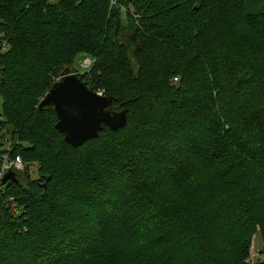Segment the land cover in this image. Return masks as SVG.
<instances>
[{
  "label": "trees",
  "instance_id": "1",
  "mask_svg": "<svg viewBox=\"0 0 264 264\" xmlns=\"http://www.w3.org/2000/svg\"><path fill=\"white\" fill-rule=\"evenodd\" d=\"M78 54L127 121L73 146L35 93ZM0 99V170L38 164L0 177V264H247L257 227L264 252V0H0Z\"/></svg>",
  "mask_w": 264,
  "mask_h": 264
},
{
  "label": "water",
  "instance_id": "2",
  "mask_svg": "<svg viewBox=\"0 0 264 264\" xmlns=\"http://www.w3.org/2000/svg\"><path fill=\"white\" fill-rule=\"evenodd\" d=\"M114 101L112 96L91 90L77 74L65 69L39 102L38 108L52 105L57 118L55 129L63 134L67 143L78 146L98 136L104 126L116 130L125 125L126 110L114 111ZM13 176L14 173L8 171L2 180L14 179Z\"/></svg>",
  "mask_w": 264,
  "mask_h": 264
},
{
  "label": "rangeland",
  "instance_id": "3",
  "mask_svg": "<svg viewBox=\"0 0 264 264\" xmlns=\"http://www.w3.org/2000/svg\"><path fill=\"white\" fill-rule=\"evenodd\" d=\"M133 9H134V7L132 5H130V11H133ZM123 22H125L124 13H123ZM3 49H5V48H3ZM65 67H67V68H65ZM55 69H56V73H57L56 76L49 75V74L46 76V75H43V72H41L42 74H41L39 80H40L42 87L38 91H36V93H35L37 95V99H39L42 96V94L47 90V88H48L51 80H53V78L56 81L60 77L59 75H61L63 69H68L70 71V73H74V74H77L79 76L82 75L83 79L89 83L88 86L92 85L91 81H90L92 74H93L92 62L89 58H85L81 54H78L77 57L74 59V61H71V62L62 63V64L60 62H56ZM45 94H44V96H45ZM43 97L40 99L39 102L42 101ZM242 97H245V95H243ZM262 97H263V93H261V91H259L258 100L255 98L250 100L249 101V108L247 109V112L241 116V120L239 121V123L241 125V128L247 130L246 133L255 130V127L251 128L250 124L252 122V116L256 117V115H257L256 114L257 110H259V105H258L259 100ZM246 100L247 99L244 100V107L243 108H245ZM260 104H262V103H260ZM0 105H1V99H0ZM112 109L114 111H121V109H122L121 104L116 103ZM0 110H1V106H0ZM239 123H238V126H239ZM256 127H257V125H256ZM4 128H5V130L3 132L5 133L6 137L3 139V143H5V141L9 142L8 136H9V132H10L11 127H10V125H5ZM134 137H136V139L129 138V139H126L125 141H122V143H121L120 139L116 140V142L118 143V146H119V153H120L119 158L124 160V161L126 160L128 163H131V162L133 163V161L136 163L137 162L136 160L138 159L140 161V164H141L142 161L146 160L145 157H141L139 154V150L141 148L143 149V144H142L139 136H134ZM10 143L11 142L8 143V146L10 145ZM157 146H160V144H156V146L153 147V149L156 150L157 153H161V150L156 148ZM1 148L7 149L6 144H2ZM158 148L161 149V147H158ZM158 157H155L156 160H160V158H158ZM166 162L167 161H162V164H164V166H165ZM25 166L26 165L23 164V166L19 169L20 174H18V178L21 181L25 180L27 177L36 178L38 175V171H37L38 170V164L35 162L29 163L28 164L29 167L27 166V172H26ZM125 204H126L125 202L120 204V208L122 209ZM86 221L87 220H81L82 223L86 222ZM246 242L249 246V248H248L249 255H248V259H247L248 261H246L247 264H264V252H262L263 239L259 234L258 227H257L256 231L251 235L250 239H248Z\"/></svg>",
  "mask_w": 264,
  "mask_h": 264
},
{
  "label": "built area",
  "instance_id": "4",
  "mask_svg": "<svg viewBox=\"0 0 264 264\" xmlns=\"http://www.w3.org/2000/svg\"><path fill=\"white\" fill-rule=\"evenodd\" d=\"M8 141H5V144L7 146V150L10 148V145L8 146ZM8 154H5L3 164L0 170V177H2L6 172L8 171H19V169L23 166V162L19 155H16L15 157L7 156Z\"/></svg>",
  "mask_w": 264,
  "mask_h": 264
},
{
  "label": "bare ground",
  "instance_id": "5",
  "mask_svg": "<svg viewBox=\"0 0 264 264\" xmlns=\"http://www.w3.org/2000/svg\"><path fill=\"white\" fill-rule=\"evenodd\" d=\"M97 93L102 94V92H97Z\"/></svg>",
  "mask_w": 264,
  "mask_h": 264
}]
</instances>
